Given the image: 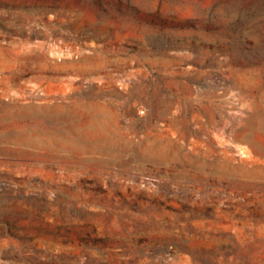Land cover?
<instances>
[{"label":"rangeland","instance_id":"rangeland-1","mask_svg":"<svg viewBox=\"0 0 264 264\" xmlns=\"http://www.w3.org/2000/svg\"><path fill=\"white\" fill-rule=\"evenodd\" d=\"M0 264H264V0H0Z\"/></svg>","mask_w":264,"mask_h":264},{"label":"crops","instance_id":"crops-1","mask_svg":"<svg viewBox=\"0 0 264 264\" xmlns=\"http://www.w3.org/2000/svg\"><path fill=\"white\" fill-rule=\"evenodd\" d=\"M12 63H18V60L16 59L15 61L10 60L7 56L4 55H0V91H5V81H7V85H8V81L10 80V74H11V70H17V71H21V67L20 66H14L12 65ZM1 93V92H0Z\"/></svg>","mask_w":264,"mask_h":264}]
</instances>
